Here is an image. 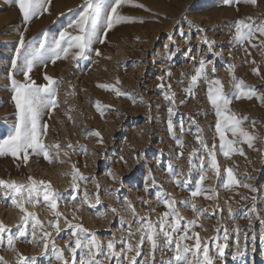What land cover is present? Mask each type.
<instances>
[{"label": "rangeland", "instance_id": "374dc122", "mask_svg": "<svg viewBox=\"0 0 264 264\" xmlns=\"http://www.w3.org/2000/svg\"><path fill=\"white\" fill-rule=\"evenodd\" d=\"M99 2L107 10L112 0ZM137 4L144 7L134 6ZM83 7L84 0H50L48 10L26 24L15 0H0V139L7 137L17 119L11 80H24L22 71L12 69V62L22 65L25 57L30 58V53L39 48L45 33L49 41L58 36ZM118 12L135 22L120 23L108 30L104 43L99 39L94 42L87 59L79 63L71 56L55 63L46 59L29 73L38 85L47 84L45 74L57 81L58 106L45 112L42 123L48 125L44 143L59 142L60 153L57 155L52 147L50 161L41 154L31 156L27 163L11 155L0 157V180L28 184V177L32 176L37 181L50 182L61 194L62 199L57 202V210L63 214L59 234L49 225L56 217L42 198L39 203L25 204V208L37 215L45 230L51 231V239L56 248L63 250L68 264H81L87 251L77 249L73 260L66 246L74 237L64 217L73 224H82L105 245L96 257L101 264H129L108 255L107 241H115L116 253L134 255L127 253L126 245L139 242L141 234L136 231L140 224L133 222L132 209L137 216L150 217L155 223L168 211L164 200L170 198L177 201L176 211L184 218L182 228L186 221L197 219L202 228L193 230L200 233L202 240L218 236L220 244L227 243L223 258H217L215 264H264V101L258 98L264 97V36L256 33L257 38L252 41L256 47L248 42L240 45L234 43L233 27L241 19L256 27L264 25V0H257L254 5L245 0H131ZM100 31H104L103 20ZM21 35L25 48L17 58ZM205 37L210 43L204 42ZM96 50L100 55H96ZM202 61L207 78L222 81L224 94L231 100L230 108L239 117H247L243 127L257 137L253 148L246 143L240 145L245 155L225 158L220 152L219 140L214 139L217 117L207 99L204 79L194 89V97L186 91ZM230 64L235 65L238 80L254 89L256 94L251 99L236 98L238 92L228 71ZM257 68L258 75L253 72ZM102 84L113 85L126 95L118 97L114 91L98 87ZM171 93L175 96L166 98ZM197 126L202 133L197 132ZM93 132L100 133L102 143ZM197 135H202L209 147L217 145L219 178L208 167L210 158L197 142ZM193 149L198 151L190 165ZM199 157L205 160L203 171ZM73 165L81 174L75 187ZM227 168L234 170L240 186H224ZM202 174L208 177L203 188L211 191L193 198L191 192ZM176 179L183 183L177 184ZM244 184L251 188L243 187ZM206 195L213 199H206ZM192 203L201 210L199 213L191 208ZM22 215L0 186V221L15 234ZM129 231L134 233L131 238ZM237 238L243 252L238 257ZM30 240L29 226L14 249L7 246L6 240L0 243L4 264H17L20 253L34 257L36 264H63L56 259L51 244L44 250L39 228L36 239ZM188 243L193 244L194 239ZM158 244L153 253L151 244L145 241L138 264L145 259L148 264H166L173 252L165 246L163 235L158 237ZM209 247L210 255L216 258L215 243L210 242Z\"/></svg>", "mask_w": 264, "mask_h": 264}, {"label": "snow or ice", "instance_id": "6c2138e0", "mask_svg": "<svg viewBox=\"0 0 264 264\" xmlns=\"http://www.w3.org/2000/svg\"><path fill=\"white\" fill-rule=\"evenodd\" d=\"M19 10L23 16L25 23L27 24L32 18L38 17L43 12L48 10L50 0H15ZM225 3H229L230 0H224ZM253 5L256 4L257 0H245ZM131 3V0H112V3L108 6L107 10L99 2V0H84L83 10L79 13L78 17L70 22L64 30L60 31L58 36H54L50 41L47 39V33H45V39L40 41L39 48L34 49L29 56L25 57L24 63L18 65L14 60L12 62V69L23 72L24 80L17 81L16 79L11 80V88L13 91L12 101L16 108V122L13 125L12 131L7 135L6 138L0 139V157L11 155L16 159H22L25 163L33 155H43L45 159L51 160L49 155V148L54 147L57 150V155L60 153L59 142L53 145H46L44 143V137L47 135L48 125L42 123V117L48 110H54L58 106L56 99L57 96V81L45 74L44 79L47 84L38 85L34 80L31 79L29 73L32 72L34 66L37 63L44 64L46 59H50L52 63H55L59 59H67L69 56L79 63V61L87 59V53L92 51V45L99 39L100 43H104L108 30H111L115 25L120 23L135 22L132 18L123 16L118 12L124 4ZM137 7H144L143 5H134ZM249 20L251 18H248ZM104 22V31H100V22ZM143 22V21H140ZM235 28L234 43L243 45L245 42L252 44V41L257 38L256 33L264 36V25L256 27L252 23H248L241 19L234 23ZM72 29L73 31H69ZM103 37V38H101ZM204 42L210 43L207 38H204ZM20 46L16 49L17 58L20 57L21 50L25 48V42L23 35H21ZM264 44V41H261ZM96 55H100L99 50H96ZM254 63V61H253ZM206 65L202 61L195 74L191 77L190 86L186 90L190 96H195L194 89L197 87L198 82L201 78L204 79L207 84V99L212 105L215 115L217 117L215 123V137L219 140V150L225 158H230L234 154L245 155L243 148L240 145L246 143L249 148L254 147V141L257 139L255 135L250 133L243 127V122L247 120V117H239L230 108L231 100L224 94V85L221 80L213 79L209 80L205 72ZM228 71L232 75V79L235 82L234 88L237 90V99L247 98L251 99L256 93L251 86H245L242 80H238L235 76V65H228ZM254 74H259V69H253ZM170 75V73H169ZM119 83V81H117ZM98 87L106 90H112L119 97L126 95L113 85L102 84ZM163 87V85H159ZM169 89L171 85H168ZM175 93H171L166 98L172 99ZM264 101V97H258ZM97 108L99 110L100 105L97 102ZM171 109L169 112L171 113ZM195 123V122H194ZM255 123V122H253ZM169 131H173V125L169 120ZM197 132L202 133V130L197 126ZM92 135L100 137L99 132H93ZM229 134L231 138H229ZM197 142L201 148L204 149L208 155L209 163L208 167L214 171L217 178L220 176V166L216 159V148L217 145L213 143L209 147L208 143L203 140L202 135L196 136ZM102 143V137L100 141ZM180 146L183 147V142L179 141ZM69 149L72 148L71 144H68ZM81 149L86 151L85 146L81 145ZM74 150V149H73ZM198 150L193 149V152L189 155V164L192 165V157ZM67 156L68 153L64 152ZM182 155V153H181ZM123 159V158H121ZM63 162V161H61ZM199 164L202 171L205 168L204 157H199ZM73 171L71 173L73 178V186H76V180L81 176L79 169L75 165L72 166ZM226 176V188L233 186H240L241 182L234 174L232 168L224 170ZM111 175V173H109ZM208 179L206 174H202L199 178V182L194 191L191 192L193 198L203 194L206 190L203 188V182ZM28 184H19L14 180H0V186L6 190V194L11 199L12 205L18 208L23 215L20 217L21 223L17 225V233H13L10 228L0 221V243L6 240L9 248H15V243L19 237L25 235L26 230L30 226L32 228V240L36 239L37 229L41 232V241L44 245V250L47 251L49 244L52 245L53 250L56 253V259L68 264L65 260L63 250L56 248L55 241L51 239V231L43 228V223L37 218L35 213L28 212L25 208V204H36L41 201L51 209L52 214L56 217V220L50 221L49 225L54 228L57 234L60 233L59 220L62 217V213L57 210V202L62 199L61 194L54 190L50 182L37 181L34 177H28ZM177 184L183 183L176 179ZM99 187V185H97ZM243 187L251 188L250 185L244 184ZM252 191H255L253 188ZM206 199H213V196H205ZM96 202L99 203V194H97ZM145 204H149L150 201L143 200ZM177 201L174 198L165 199L164 205L168 209L165 211L161 219L157 222H152L150 217H139L134 213V223H139L140 227L136 230L139 232V242L133 244L127 243V253H134V255H127L124 253L115 252V241L109 240L106 244L107 253L110 256L117 257V259L127 260L129 264H138L137 258L142 255V247L145 241L151 244L152 252L154 253L159 247L158 237L163 235L165 237V246L173 252V256L166 262V264H215L217 258H223L227 243L220 244L219 237H212L210 239H203L200 233L195 232V227H201L198 224L197 219L186 221L183 228L181 227V221L184 220L182 216L176 211L175 205ZM184 204H188V201H182ZM129 208H132L129 202ZM191 208L200 212L197 206L192 203ZM115 212V209H112ZM231 214V209L229 210ZM75 219V217H74ZM64 222L67 224L69 229H72L71 236L74 240L69 243L66 247L69 248L72 253L73 260L77 249L86 250L87 256L81 261V264H101V261L96 257L104 251L105 245L96 237L95 233H90L88 229H85L82 224H73L68 221L67 217H64ZM131 227V226H130ZM134 235L133 232L129 231V237ZM193 244H189L188 241H192ZM228 237L225 235L224 240L227 241ZM30 240L29 242H32ZM215 243V249L217 257L214 258L210 255L209 244ZM75 245L73 247L72 245ZM237 253L236 256L243 255V252L239 248L237 238ZM0 264H4L3 258L0 257ZM17 264H36L34 257L24 256L22 253L18 254ZM139 264H148L147 259L140 261Z\"/></svg>", "mask_w": 264, "mask_h": 264}]
</instances>
